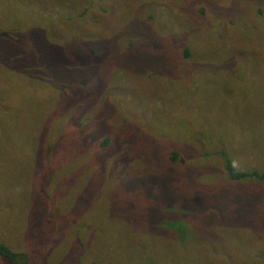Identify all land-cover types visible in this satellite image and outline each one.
Listing matches in <instances>:
<instances>
[{
    "label": "rangeland",
    "instance_id": "374dc122",
    "mask_svg": "<svg viewBox=\"0 0 264 264\" xmlns=\"http://www.w3.org/2000/svg\"><path fill=\"white\" fill-rule=\"evenodd\" d=\"M96 1L0 0V242L19 264H264V184L224 171L264 165V0Z\"/></svg>",
    "mask_w": 264,
    "mask_h": 264
},
{
    "label": "trees",
    "instance_id": "16d2710c",
    "mask_svg": "<svg viewBox=\"0 0 264 264\" xmlns=\"http://www.w3.org/2000/svg\"><path fill=\"white\" fill-rule=\"evenodd\" d=\"M104 1V0H102ZM107 1V0H106ZM130 1V0H129ZM141 0H138L136 2H140ZM77 2V1H76ZM99 1L94 0L93 6H98ZM77 4L79 5V3L77 2ZM92 6V7H93ZM101 8V7H100ZM143 10H145V8H143ZM66 11V9L63 10L62 15L64 17V20L66 18L70 19V15L69 14H64V12ZM91 7H89L88 9L84 8L82 9L79 13H77L76 17L74 18V23H82L84 21L85 18L90 17L93 12H91ZM42 10L39 11V14L41 15ZM143 15V13H142ZM146 18V17H145ZM155 19L157 20V18L154 16ZM48 20V18H46ZM57 25V24H55ZM66 29L65 27H63L62 30ZM164 38H167V35H164ZM155 42V41H154ZM152 44V48H154L158 53L162 54V52L164 51H168V46L165 44L162 45H157V44ZM132 43V42H131ZM150 46H144L142 49H140L139 47H136V50H144ZM194 48H182L180 51V58H183L185 60H187L186 62H188V59L190 57V55L192 54V52H190L191 50H193ZM32 50V48H31ZM144 50V51H146ZM38 52H41L40 49L37 50ZM141 55L145 54V52H139ZM137 56V52L135 53ZM163 57V56H162ZM165 59H170V58H165ZM49 60V58H48ZM164 71V65L161 68V76L162 73ZM161 80V79H160ZM161 81H169V79L166 78V76H162V80ZM158 102L161 103L163 101V97H165V95L162 92H159L158 94ZM107 141L104 139L103 141L100 142L99 147L102 148L106 145ZM170 154V153H169ZM166 155L164 157L165 161L167 159L168 163L172 162L173 157L175 156V154L173 153L172 156L170 155ZM220 156H222V152H219ZM222 154V155H221ZM166 161V162H167ZM224 171L228 177L229 180L233 181V180H238V179H243V178H255L256 181L264 184V165L263 168L260 171H242V170H237L233 167V165L231 164V162H229L227 159L225 160V165H224ZM27 255L25 253H23L22 251H14L11 250L7 245L3 244L0 242V259L1 262H9L12 264H16V263H21V260L26 259Z\"/></svg>",
    "mask_w": 264,
    "mask_h": 264
}]
</instances>
